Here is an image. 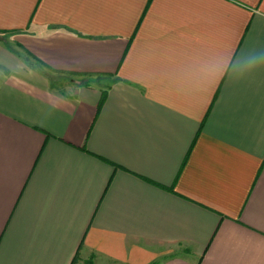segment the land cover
Here are the masks:
<instances>
[{
    "label": "crops",
    "instance_id": "0c3cea01",
    "mask_svg": "<svg viewBox=\"0 0 264 264\" xmlns=\"http://www.w3.org/2000/svg\"><path fill=\"white\" fill-rule=\"evenodd\" d=\"M0 31V264H264V0H0Z\"/></svg>",
    "mask_w": 264,
    "mask_h": 264
},
{
    "label": "trees",
    "instance_id": "16d2710c",
    "mask_svg": "<svg viewBox=\"0 0 264 264\" xmlns=\"http://www.w3.org/2000/svg\"><path fill=\"white\" fill-rule=\"evenodd\" d=\"M104 98H105V94L102 93V96H101V99L99 101L98 106L101 105V103L104 100ZM83 264H93L92 258L87 259ZM152 264H157V263H152Z\"/></svg>",
    "mask_w": 264,
    "mask_h": 264
},
{
    "label": "rangeland",
    "instance_id": "374dc122",
    "mask_svg": "<svg viewBox=\"0 0 264 264\" xmlns=\"http://www.w3.org/2000/svg\"><path fill=\"white\" fill-rule=\"evenodd\" d=\"M10 34H11V33H8V32L3 33V32L0 31V38H1V39H4V40H5V39H8V37H10ZM70 78H71V77H70ZM70 78H69V77H66L65 79H66V80H69ZM72 79H75V80H76V78H73V77H72Z\"/></svg>",
    "mask_w": 264,
    "mask_h": 264
}]
</instances>
